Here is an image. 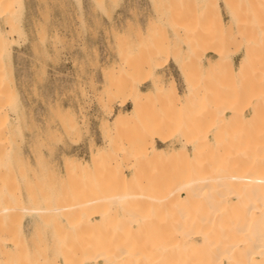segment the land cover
I'll return each instance as SVG.
<instances>
[{
  "label": "rangeland",
  "instance_id": "rangeland-1",
  "mask_svg": "<svg viewBox=\"0 0 264 264\" xmlns=\"http://www.w3.org/2000/svg\"><path fill=\"white\" fill-rule=\"evenodd\" d=\"M15 1V15L12 19L14 27L16 26L15 30L10 32V23L0 18V31L8 38L6 53L1 61L10 94V106L4 109V115L7 127L13 129L12 134L15 133L11 134L13 138H10V133V136L7 134L10 139L8 138V143L4 142L3 146L7 145L5 162L11 163L9 167H15L12 168L13 171L10 170L11 174L14 173L11 177L14 179L11 181L13 184L11 183L8 188L11 190L14 188L13 192L16 191L21 197L18 201L21 200V206L25 209L47 204H49L47 206H55L59 202H69L70 198L75 200L82 198L86 193L90 195L99 187L98 179L102 181L105 179L104 184L99 188L107 186L105 182L111 177L114 168H118L127 178L131 176L133 167L146 170L150 178L163 173L162 180H156L154 182H158L157 184L151 182L149 185L155 184V187L162 186L163 190H167L170 187L167 184L170 182L167 175L172 177L174 169H181V173L185 176L188 165L182 162L178 165L173 163L176 165L173 166L172 163L167 162V166L159 165L162 169L160 170L153 163H149V166L148 163L145 165V161L131 159L127 154L128 151L137 149V141L149 134L150 130V134L154 135L155 132L152 133V130L160 127V124L166 131L165 134L164 131L162 133L169 135V142L165 145L158 142V145L171 150L177 148L182 140L188 137L186 135L190 136L198 132L202 136H209L210 139L215 135L224 138L230 135L231 137L226 138L233 140L240 133L246 134H240L242 137H249L253 128L255 127V130L258 127L256 124L264 122V117H260L261 119L255 121L256 124H252L253 109L248 108L250 101L247 99L242 98L240 106L243 108L239 107V111L243 113H235L233 107L225 114L218 109L219 106L233 104L232 92L235 84L234 81H224L223 69L218 63L219 58L214 52L215 48L218 47L217 49L220 50L222 46L221 51L224 50L226 63H231L236 68L246 48L252 47V57L254 61L256 60L253 67L255 64L256 66L254 70L250 69L249 73L252 75L247 78L252 83L254 79L256 82L261 79L257 82L258 88L264 85V40H262L264 38L260 37L264 35V28H262L263 33L260 34L257 30L258 25L252 24V29L250 26L247 27L251 33L255 32L253 29L256 33H252L251 36L247 30L246 35L244 30L243 34L246 36L243 35V27L241 26L242 31H240V24L238 27V24L234 23L236 21L231 19L224 0ZM224 41L229 42L224 43ZM245 44L250 45L245 46ZM253 46L262 48L260 51L263 53L260 54L259 48H255L258 52L257 56ZM261 64H263L262 68ZM171 67L174 68V72ZM184 74H187L189 79L187 83L189 82L195 94L196 101L193 107H175L166 100V96L165 99L161 96L162 93L151 91L153 90L151 77L154 76L167 85L173 77L179 91L184 92L186 87ZM248 83L250 86V82ZM237 85L239 88V84ZM236 87L235 85L234 88ZM136 88L151 91L147 95L148 98L143 101L140 120L134 124L113 127L119 113H126L132 109L129 103L130 93ZM262 89L264 90V87ZM261 107L264 109V103ZM263 109L261 112L264 111ZM146 129L149 131L145 132ZM158 129L154 131L157 132ZM106 144L108 147L105 153L98 157L96 164L92 165L90 161L92 153L98 148L107 146ZM65 160L69 162L75 160L79 163L86 161L92 166L89 171L76 173L72 178L73 176L68 177L65 172ZM32 181H35V184ZM164 183L169 186L166 187ZM64 190L68 191L64 192ZM69 190L73 191L74 196H68L63 200L62 196L69 194ZM63 192L65 194L61 195ZM34 193L38 201L36 202L33 197L35 202H30L32 200L30 197ZM89 195L84 196L89 198L91 196ZM46 201L47 204H44ZM25 212H20L22 216L19 218L22 227L21 239L25 238L26 242H31L29 244L33 248L34 241H38V236L41 235L39 240L41 242L36 244L42 245L46 242L45 246L42 245L46 254L50 259L55 255L60 263H62V255L58 254L61 253H52L55 249L52 250V246L56 247L55 251H57L59 243L57 242L55 246L54 242L59 238L56 237L59 233L68 231H65L66 234L62 233L60 237L67 239L69 236V244H66L68 242L64 239L67 247L70 245L73 248H80L88 239H95L94 232L89 233L92 230H69L53 212L48 215L45 222L37 217L38 214L30 213L28 210ZM167 215L169 216L164 213V219L156 223L155 227L162 225L164 230H168L163 226L166 223L165 226L169 225ZM38 223L42 224L37 225ZM105 231L109 232V230ZM103 232L100 233L101 236L104 235ZM109 233L111 234V231ZM89 234L94 236L89 238ZM104 236V239L110 237ZM73 241L75 243H72ZM78 244L81 246L79 247ZM65 245L61 243L59 247Z\"/></svg>",
  "mask_w": 264,
  "mask_h": 264
},
{
  "label": "bare ground",
  "instance_id": "bare-ground-1",
  "mask_svg": "<svg viewBox=\"0 0 264 264\" xmlns=\"http://www.w3.org/2000/svg\"><path fill=\"white\" fill-rule=\"evenodd\" d=\"M15 2V0H0V18L10 23V32L14 31L16 27L12 23L15 15ZM224 4L230 13L231 19L236 21L234 23L238 24V27L240 24V31H242L241 26L243 27L242 34L244 30H246V35L248 32L251 33L252 24L258 25V33H263L264 0H224ZM247 26H250V29ZM247 30L249 31L247 32ZM253 31L255 32L252 33H256V30L253 29ZM252 33L250 34L251 36ZM260 37L264 38V35ZM258 38L257 42L259 41ZM254 40L256 41V38ZM226 42L224 41V43ZM7 44V36L0 31V264H264V122L260 123L261 126L256 124L257 122L255 123L256 120L258 121L264 117L262 116L264 111L261 112L263 109L261 105L264 103V90L262 89L264 85H261L264 82L258 88L257 86L259 85L257 84L259 83L257 82L261 81V79H256L257 82L254 79L253 83L248 81L249 78L247 77L252 75L249 72L253 68L255 69L256 66L255 64L253 67L256 60L254 61L252 57V47L246 48L245 54L236 68L231 63H226L224 50L223 52L221 51L222 46L219 48L220 50L217 49L218 47L214 50L219 58L218 63L223 69L224 81H234L237 86L234 88L235 85L232 83L234 85V92H232L233 104L228 103L223 107L219 106L218 109L225 114L231 111L233 107L234 109L232 110L235 113H243V111H239L240 108H243L240 106L242 98L249 100L250 102H247L249 104L248 108L253 109L252 124L255 123L258 126L254 130L255 127L253 125L254 128L251 132L248 130V133L250 132L249 137H242L240 134L242 135L243 133H240L238 134L239 137L237 135L235 139L231 140L232 138L228 139L231 137L230 135H227L229 136L228 138H226L227 136L224 138L221 135L214 134L215 136L210 139L209 136H202L197 132V134L193 133L190 136L186 135L188 137L184 138L177 148L169 150L158 145V142L164 145L169 142V135L167 133V135H164L166 131L165 129L163 130L164 126L160 124V127L158 126L159 129L158 127L155 129H158L157 132L159 130L161 132L157 133L154 129L152 133H155L152 135L150 130V133L147 134L149 136H142L137 141V149L130 150L127 154L130 155L131 159L145 161V165L148 163L149 166V163H153L154 166H158L157 169L167 166L169 163L178 165L184 162L185 165H188L187 174L184 173L186 177L181 173V169H174V172L171 171V173L173 172L172 177L167 175L169 181L172 182L170 183L167 180L169 182L167 184L170 187L164 183L168 187L167 190H163L162 181V184L161 182L159 183L161 187H155L158 182L155 183L154 181H159L163 178L161 175L163 173L161 172V174L157 173L159 175L156 176L151 175L152 178H150L148 177L150 174L145 172L146 170L133 167L131 176L127 178L120 173L118 168H114L110 174L111 177L105 182L107 186L104 185L105 187L99 188L101 187L100 185L104 184L105 179L103 181L98 179L99 187L90 194L91 196L88 194L89 198L84 196H88L86 193L82 198H76L75 200L70 198L73 200H70L71 202H59L58 199H61V196H59L57 199L59 203L57 205L54 204L55 206H47L49 204L46 201L43 203L47 205L42 207L40 205V207L25 209V207L21 206V200L18 201V198L20 199L21 197L18 196L16 191L13 192L14 188L12 187L14 185L10 186L13 190L8 188L11 183L13 184L11 181L14 178L11 177L14 173H11L15 167H12V169L9 167L11 163L5 162L7 160H5L7 145L3 146L4 142L8 143V136L12 134L11 131L13 130L11 127H7L6 116L4 115V109L10 106L9 87L7 86L5 72L1 63L6 53ZM248 45L245 44V46ZM261 45L260 47H262ZM253 47L255 51V48H259L260 54L264 51L261 52L262 48L260 47ZM254 54L256 56V53ZM262 65L260 66L261 68ZM256 76L259 77L258 75ZM183 77L186 81L184 92L179 91L173 77H170L171 80L167 85L163 81L155 79L154 76L151 77L153 83V90L151 91L162 93L161 96L164 99L166 96V100L175 107H193L196 101L195 94L189 82L187 83V80H189L187 74H184ZM248 82H250V86ZM237 84H239V88ZM151 91H143L140 88H136L134 92L131 91L129 103H131L132 109L126 113H119L116 116L113 127L137 123L141 118L143 101L148 98L147 95ZM148 129L144 131L147 132ZM162 131H164V134ZM243 135L246 134L244 133ZM11 136L10 138H13ZM107 147L108 145L98 148L96 152L92 153L90 157L92 165L98 162V157L105 153ZM64 165L66 174L68 177L73 176L72 178H74L76 173L89 171L92 166L86 161L85 163H79V161L76 162L75 160L72 162L67 160ZM159 165L162 166L159 167ZM176 165L173 164V166ZM11 169L12 171H10ZM18 170L22 171V169ZM167 171L169 172V170ZM21 173L19 174L20 176ZM151 182L155 183L151 184V186L154 185L153 188L149 185ZM33 183L35 184V181ZM33 188L35 189V187ZM38 188L40 189V186ZM64 192L61 195H64ZM35 194L30 198L34 197L36 201L38 198H35ZM68 196H74L73 191H70L69 194L66 193L62 196V199L64 200ZM30 198L27 200L28 202ZM35 201L33 199L30 200V202ZM34 204L36 205V203ZM24 210L38 214L37 217L39 216L42 222H45L48 215L53 212V214L55 213L60 217L62 224L64 223L69 230H92L89 233L94 232L95 236H93L95 239L91 238L93 237L92 234L91 236L89 234V238L92 241L90 239L85 240L87 244L83 241L82 247L78 244L80 248H73L70 245L68 248L65 245V241L67 240L68 243L66 244H69V236H67V239L60 238L63 235L62 233L67 231L63 232V226L60 224L62 233L56 236L59 238L54 243L55 246L57 242L65 246L59 247L58 244L57 251H55L56 247L54 246L49 248H52V250L55 248L52 253H61L58 255H62V263L54 257L55 255L52 256L54 258L51 257L50 259L49 255L46 254L45 247H42L46 242L42 245L40 243L36 244L41 242L39 241L41 240V235L38 236L37 234L38 241L31 239L35 242H33V248L29 244L31 242H26L25 238V240L21 239L22 227L19 218L22 216L20 212H25ZM168 211L170 213H167ZM164 213L169 214V216L167 215L169 218L166 217L170 221L169 225L165 226L167 223L163 225L168 230H164L161 227L162 225L156 226L158 228L155 227L156 223L164 219ZM37 217L36 221L39 218ZM40 224L42 223L37 225ZM105 230L111 231V234L107 231L108 234ZM97 232L99 233L98 236ZM101 232L104 235H109L110 237L105 238L109 240H105V236H101ZM53 238L51 237V240ZM72 243H75V241ZM78 245L75 246L77 247Z\"/></svg>",
  "mask_w": 264,
  "mask_h": 264
},
{
  "label": "crops",
  "instance_id": "crops-1",
  "mask_svg": "<svg viewBox=\"0 0 264 264\" xmlns=\"http://www.w3.org/2000/svg\"><path fill=\"white\" fill-rule=\"evenodd\" d=\"M173 67H171V70H172V72H174V68L172 69ZM175 74H176V71H175Z\"/></svg>",
  "mask_w": 264,
  "mask_h": 264
}]
</instances>
